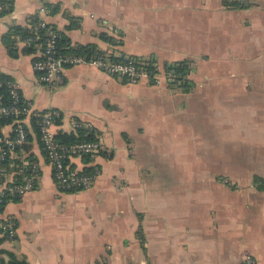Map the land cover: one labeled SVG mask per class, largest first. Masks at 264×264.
<instances>
[{
	"label": "crops",
	"instance_id": "1",
	"mask_svg": "<svg viewBox=\"0 0 264 264\" xmlns=\"http://www.w3.org/2000/svg\"><path fill=\"white\" fill-rule=\"evenodd\" d=\"M7 1L0 74L34 109L61 112L54 137L74 134L77 120L101 150L87 164L69 160L78 170L98 166L96 182L61 191L27 122V154L41 176L0 211L16 222L13 238L0 234V264H241L247 256L264 264V0ZM46 5L57 11L41 12ZM35 19L73 46L160 69L190 61L191 89L126 82L89 65L64 68L61 86L40 85L39 50L16 38L12 57L2 42Z\"/></svg>",
	"mask_w": 264,
	"mask_h": 264
},
{
	"label": "built area",
	"instance_id": "2",
	"mask_svg": "<svg viewBox=\"0 0 264 264\" xmlns=\"http://www.w3.org/2000/svg\"><path fill=\"white\" fill-rule=\"evenodd\" d=\"M1 7L2 0H0V10ZM41 12L45 13V8H42ZM46 25L47 23L44 21L39 24L41 29H45L44 36L36 32L34 37L27 41L28 44H33L39 49V57L33 61L32 66L40 85L48 88L61 86L64 82V68L77 65L92 66L113 78L126 82H137L146 79L153 84H159L162 80L168 83L174 80L173 72L167 74L162 72L154 62H152V65L155 66L156 72H151L148 69L150 61L133 57L115 55L121 60L112 61L103 51V53L90 57L59 54L56 47L58 33L52 28H47ZM1 86L7 87L11 103L7 106H0V118L11 117L14 119L15 125L11 127L7 134H4V128L8 125L0 123V144L6 148V151L0 152V161L4 160L8 153L13 155L14 148L26 143L25 123L29 119H34L40 134L43 157L51 167L56 187L61 191L79 192L92 186L100 176V168L94 165L91 172L84 173L82 170L71 167L66 160L80 158L84 155L94 157L101 150L100 142L97 140L60 145L51 132V128L62 119L61 112L53 108L34 109L31 103L23 98L18 86L12 79H0ZM72 127L74 129H91L88 124H83L77 120L72 122ZM24 158L20 160L22 170L17 172L21 175L20 179L15 178L14 174L16 173H12L10 178L6 177L7 174H5L3 180L0 177V211L3 209L7 198H21L34 190L38 184L41 176V165L39 162H30ZM24 167L25 170H23ZM0 234L13 238L16 235V222L13 219H0ZM241 264H257V262L253 257L247 256Z\"/></svg>",
	"mask_w": 264,
	"mask_h": 264
},
{
	"label": "trees",
	"instance_id": "3",
	"mask_svg": "<svg viewBox=\"0 0 264 264\" xmlns=\"http://www.w3.org/2000/svg\"><path fill=\"white\" fill-rule=\"evenodd\" d=\"M8 1L7 0H2V7L0 10V15L4 14L5 12H9L11 9L10 7L7 9L8 7ZM225 5L227 6H233V7H238L241 5V3H238L237 1L229 3L227 1L224 2ZM240 4V5H239ZM44 8H46V10L48 9V11H50V13H54L55 11H57V8L55 5H50V6H45ZM40 24V20H33L29 23V27L27 28H22L19 26H15L13 28L10 29V31L5 34L2 38V42L4 44V46L6 47L8 54L12 57H15L17 55V51L15 50V39L19 38L21 41L25 42L27 46H29L30 48L28 49L30 52L34 51V49H36V47L33 44H28L27 41L30 40L31 38L34 37L35 33L37 32L38 34H41L42 36H44V30L45 29H41L39 27ZM47 28H52L53 30L57 31L58 33V38L56 40V47H57V51L59 54L62 55H82L85 57H90L92 55L95 54H100L103 53L96 45L90 44V45H85V46H73L66 37H64V34L61 33L60 31H58V29L54 26H52L51 24H47L46 25ZM102 38H105V36H102ZM108 40V43L110 44H117L114 39L110 36H108V38H105ZM35 47V48H34ZM32 48V49H31ZM39 50V49H38ZM124 57V56H122ZM108 58L112 61H116V60H121V58L113 55V54H108ZM36 58L33 60L35 61ZM150 65L148 66V69L151 72H156L155 66L152 65V61H150ZM162 72H165L166 74L169 72H173V76H174V80L172 82L169 83L170 86L172 87H176V88H181L185 91L190 90L191 86H192V82L189 80V74L191 71V62L190 61H180V62H175V63H166L162 66ZM0 79L2 80H7V79H11L10 77L0 74ZM11 103L10 97H9V92L7 90L6 86H1L0 87V106H7ZM27 122L30 124L31 127V132L34 133L38 144L42 150L41 147V142H40V134L38 131V127L36 125V122L34 119H29L28 121H26L25 123V128L27 131V140L26 143L23 144L20 147H16L13 149V155H11L10 153L6 154L4 160L0 161V177H2V180L5 176V174H9V173H16L14 174L15 178L20 179L21 175L20 173L18 174L17 172H19V170H22V165H21V158L25 157L24 159L30 162H38V160H36V158L33 157V155L31 154H27V150L30 147V142L33 139V136L30 132V130L28 129V125ZM60 121H58L57 123H59ZM0 123L1 124H5V125H9L11 127H14L15 123H14V119L11 117H3L0 118ZM56 141L60 144V145H71V144H75V143H80V142H92V141H97L95 132L90 129V130H86V129H75V133L71 134V135H62V136H55ZM3 150L6 151V148L4 146H2V144H0V152H2ZM43 152V151H42ZM83 162H85L86 164L90 162V156L88 155H84L81 156ZM67 163H69V160H66ZM93 169V166H87L85 167L82 172L84 173H89L91 172ZM23 170H25V167L23 168ZM26 172V171H25ZM37 186V185H36ZM18 198H14V197H10L7 198L4 206L9 202V201H17ZM10 264H25L24 262L21 261H17V260H12L10 262Z\"/></svg>",
	"mask_w": 264,
	"mask_h": 264
}]
</instances>
